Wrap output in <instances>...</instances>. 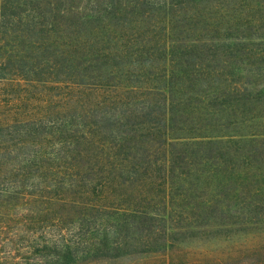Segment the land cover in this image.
<instances>
[{
	"label": "rangeland",
	"instance_id": "1",
	"mask_svg": "<svg viewBox=\"0 0 264 264\" xmlns=\"http://www.w3.org/2000/svg\"><path fill=\"white\" fill-rule=\"evenodd\" d=\"M139 1L27 0L19 6L23 13L27 10L39 13L38 19L47 22L37 26L35 34L23 38L24 45L37 46L41 51L40 60L35 64L41 71L24 78L0 75V146L20 140L24 134L18 126L7 127L5 123L17 125L14 122L18 119L40 116L45 153L39 166L21 176L19 166L16 168V162L11 160L14 154L0 152V264H67L69 258L65 255L64 242L82 246L96 236L99 238L101 228L111 229L112 217H104V224L99 226V209L107 206L96 202L104 191L103 195H109L101 196V201H109V204L113 199L110 195H117L123 186L114 185L98 193L89 188L91 180L99 181L97 177L103 179L107 172L117 176L119 166L113 163V156L123 155L125 151L117 147L121 123L117 127L114 124L119 113L141 95L116 88L117 80L125 83L140 79L151 83L157 71L154 66L160 65L162 41H165L164 30L160 24L154 27ZM181 8H188V13L197 11L200 17L198 21L179 20L172 36L181 40L175 48L177 56L186 51L194 52L188 58L203 64L201 76L207 84L223 83L226 78L261 87L257 91L234 92L231 96L234 102L228 108L225 104L218 105L223 115L221 130H264V62L255 59L264 48V0H202L196 4L183 1ZM252 14L263 17L262 25L246 24ZM215 15H227L229 18L222 19L226 24L235 20L238 25L232 24L229 29L213 26L210 20ZM219 38L220 41L215 40ZM182 40L194 44L185 47ZM139 42H142L140 48L148 49L141 57L129 50ZM231 50L240 52L241 56L237 54L236 58L227 60L226 54ZM125 51L127 56H124ZM249 54L254 56L249 57ZM109 65L119 69L117 80L106 78L104 67ZM139 67L144 70H138ZM231 67L239 70L233 78L226 69ZM247 68L257 75L244 72ZM235 108L243 109L241 115L247 117L244 123H239V116L225 122L227 114ZM246 110L262 116L253 119L254 113ZM133 116L125 117L130 123L124 127H139L131 122L139 120L141 115ZM175 123L183 126L178 120ZM181 133L187 132L175 131V134ZM260 160L256 163L264 170V158ZM192 172L173 178L174 185L168 189L165 203L163 176L159 172L144 177L147 182L144 195L134 189L141 205L165 212L167 224L192 223L190 227L170 231L165 248L151 243L159 250L145 252L140 244L133 243L129 252L114 255L105 251L97 256L90 254L87 259L78 255L71 264H264V192L253 196L246 188L238 201L228 206L218 201L210 204L208 187L200 186L196 181L197 173ZM19 180L22 185L18 184ZM56 181L62 186L54 192ZM256 183L264 186V180H249L250 185ZM198 193L204 205H195L191 209L195 211L192 216L181 214V207L190 209L198 202ZM55 196L59 199L52 198ZM117 228L118 232L122 231L120 225Z\"/></svg>",
	"mask_w": 264,
	"mask_h": 264
},
{
	"label": "trees",
	"instance_id": "2",
	"mask_svg": "<svg viewBox=\"0 0 264 264\" xmlns=\"http://www.w3.org/2000/svg\"><path fill=\"white\" fill-rule=\"evenodd\" d=\"M26 1L0 0L1 76L10 74L24 78L29 73L37 74L41 71L40 66L35 65L40 60L41 51L37 49V46L24 45L23 38L28 37L30 33L35 34L34 32L38 31L36 27L47 22L42 23L38 19L39 13H29L28 10L24 13L20 11L19 6ZM183 1L185 4H196L202 0L139 1L145 12L149 14L145 16L150 17L154 22V27L156 24H160L164 30L162 36L165 41H162L160 65L154 66L157 71L155 79L151 83L140 81V79L122 83L116 78L119 76L117 73L120 74L119 69L116 70L111 65L104 67L108 75L106 78L110 77L118 81L116 88L121 87L128 93H141V95L138 96L139 99L133 100L126 110L119 111V116L114 124L117 127L118 123H121L117 133L118 145H116L118 149L125 151L123 155L115 154L113 156L115 158L113 163L119 166L117 176L107 172L108 175L103 179L99 176L97 177V179L100 178L99 181L91 180L92 185L89 189L94 190L95 193L114 185H121L124 189L117 195H110L113 199L109 204H107L109 201H101V196L107 197L109 194L103 195L104 191L101 192L96 203L107 207L99 209L98 218L101 219L99 226L104 224L102 222L104 217H112L111 229L106 231L104 227L101 228L99 238L96 236V239L87 241L82 246L73 245L70 241L64 242L65 255L69 258L67 264L75 262L78 255L87 259L90 258V254L97 256L105 254V251L114 255L129 252L131 249L128 248L133 243L140 244L145 252L157 251L159 249L152 247L151 243L165 248L167 246L166 237L170 231L175 228L191 226L192 223L169 225L166 223L167 215L164 211L157 207L150 209L137 201L140 197L134 193V189L144 195L147 183L144 177L153 172H159L158 174L163 176L161 184H164L162 192L164 203L169 195L168 189H172V185H174L173 178L188 176V172L191 175L194 169L200 170L192 172L197 173L195 175L198 184L209 189L210 196L207 201L210 204H215L218 201L222 206H228L238 201V197L246 188H248V192H252L253 196L264 192V186L261 184H249V180L255 182L264 180V170H261V165L256 163L257 160L261 161L260 159L264 158V130L251 128L247 131H222L223 124L220 119L223 115H221L222 111L220 114V109H218L219 104L221 106L225 104L228 108L231 102H234L233 97L231 98L234 92L257 91L261 90V87L247 84L245 81L226 80V78L223 83L207 84L201 76L203 64L196 61L191 62L188 58L190 55H194V52L186 51L181 56L175 54V48L178 47V42L181 40L177 39L178 37L172 38V36L177 30L179 20L182 18L183 21L188 18L198 21L200 17L197 11L188 13V8L182 9ZM131 5L134 7L135 3ZM251 16L248 17L246 24L258 23L262 25L263 17L254 14ZM213 17L214 19L210 21H213L212 25L216 27L222 26L223 29H229L233 26L232 24L238 25L235 20L230 25L226 24L222 19L223 17L229 18L227 15ZM133 34L135 36L137 33ZM154 35L155 31L153 37ZM116 36L112 35V37ZM215 40L220 41L221 38ZM182 41L185 47L194 44H191L189 40ZM142 42H139L134 49L130 48V52L138 56L143 52H148L145 46L140 48ZM152 53L148 57H151ZM239 53H236V50L228 51L226 59L236 58ZM259 54L260 56L255 55L256 61L264 62V48L259 51ZM239 55L241 56V54ZM124 56H127L126 51ZM253 56V54H249V57ZM191 65L192 69H190ZM205 65L211 73L210 65L208 63ZM121 68L125 70L123 64ZM226 69L229 70L227 73L231 77L239 71L234 67ZM247 69L244 71L247 74L257 75L253 69ZM138 70H144V68L139 67ZM126 72H129L127 67ZM186 94L188 95L186 96ZM177 104H180V107L176 108ZM241 111L243 112L242 108H235L233 112L227 114L225 122L233 116H239V123H244L243 119L246 120L247 117H242ZM246 111L254 113L253 119L262 116L251 110ZM132 115H134L133 117L141 115L139 120L131 122L138 124L139 127H124L130 123L125 117ZM30 118L31 116H27L24 119L16 120L14 123L17 125H10V122L5 123L7 127L18 126L17 129L24 134L20 140L0 146L2 155L6 154V151L14 154L11 160L16 162V168L19 166L21 176H26L34 167L39 166L45 153L42 149L43 140L40 135L42 127L39 124L42 118L40 116L33 117L34 120ZM177 120L181 122L182 127L176 125ZM177 129H184L187 133L175 134ZM54 130L52 131L54 132ZM2 147L8 149H2ZM60 157L62 155H59ZM195 158L198 159V162H195ZM202 160L204 162L200 166ZM240 160H242L241 164H239ZM7 164L8 162L5 163V166ZM262 166L264 165L262 164ZM55 175L58 176L56 173ZM18 184L22 185L20 180ZM61 186V182L56 181L53 191L57 192ZM52 198L59 199L56 196ZM115 202L118 205H115ZM195 205L200 207L204 205V201L199 199V193L198 202L193 203L190 209H187L186 206L181 207V214L192 216L195 211L191 209ZM154 219L160 221L155 222ZM118 225L121 226V232H118ZM129 229L131 230L129 231ZM110 236L113 238L110 239Z\"/></svg>",
	"mask_w": 264,
	"mask_h": 264
}]
</instances>
